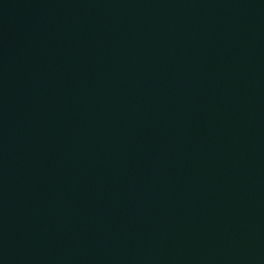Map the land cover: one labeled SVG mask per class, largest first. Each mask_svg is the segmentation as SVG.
I'll return each instance as SVG.
<instances>
[{"label":"water","instance_id":"obj_1","mask_svg":"<svg viewBox=\"0 0 264 264\" xmlns=\"http://www.w3.org/2000/svg\"><path fill=\"white\" fill-rule=\"evenodd\" d=\"M0 264H264V0H0Z\"/></svg>","mask_w":264,"mask_h":264}]
</instances>
